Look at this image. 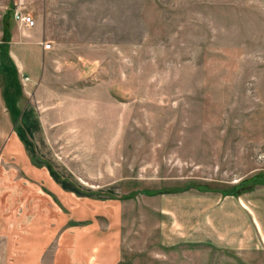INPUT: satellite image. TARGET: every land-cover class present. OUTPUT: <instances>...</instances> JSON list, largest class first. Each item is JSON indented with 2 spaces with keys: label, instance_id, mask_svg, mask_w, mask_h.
<instances>
[{
  "label": "rangeland",
  "instance_id": "374dc122",
  "mask_svg": "<svg viewBox=\"0 0 264 264\" xmlns=\"http://www.w3.org/2000/svg\"><path fill=\"white\" fill-rule=\"evenodd\" d=\"M18 1L32 24L14 20ZM11 2L0 0V41L8 14L17 68L6 83L19 87L14 102L0 97L6 213L64 212L84 252L104 245L103 264L112 246L118 264H191L196 254L202 264H264V246L243 255L187 243L205 231L215 191L143 192L264 175V0ZM44 163L74 192L54 194Z\"/></svg>",
  "mask_w": 264,
  "mask_h": 264
},
{
  "label": "crops",
  "instance_id": "0c3cea01",
  "mask_svg": "<svg viewBox=\"0 0 264 264\" xmlns=\"http://www.w3.org/2000/svg\"><path fill=\"white\" fill-rule=\"evenodd\" d=\"M10 36L9 32V39ZM9 39L6 55L16 71L17 68L12 59L14 50L9 44L12 43ZM15 57L18 58L17 55ZM13 76L16 77L15 72ZM6 81L5 75L0 71V97L3 99L4 105L6 104L1 90ZM41 165L45 167V172L49 177L47 183L52 187L50 189L54 194L56 191H73V188L65 183L66 181L57 179L53 167H49L45 163ZM34 170L42 171V169ZM261 172L257 173L256 177L250 181H246L247 178L244 177L226 188L210 187L206 190L215 191L217 200L222 199L220 203L212 207L214 211L208 213L207 221L202 225L205 231L191 234L190 238L187 237V241H189L187 243L195 246L193 248L203 246L235 254L260 253L264 246V175ZM60 212L64 216L63 220L61 214H57L55 218L33 213L37 218L34 217V221H26L21 215L15 216L14 209L10 212L11 214H7L6 205L1 202L0 196V264H72V261L75 260H78L77 264H103L104 254L99 252L104 250V245L101 250L84 252L81 245L83 238L80 234L82 228L76 227L79 225L73 224L70 216ZM12 214L13 216H11ZM42 217L44 218L40 221L39 218ZM56 243L58 248L54 247L50 259L47 261L45 253L49 250L50 245L56 246ZM176 246L179 245L176 244ZM109 251L112 252V259H108L109 264H118L120 260L118 248L114 249L112 246ZM159 254L158 257L156 256L160 259L158 261L169 260L165 252H159ZM98 257L100 263L96 262ZM184 261L186 263L190 261L191 264H202L198 259V254L195 258L194 255L193 258L188 256Z\"/></svg>",
  "mask_w": 264,
  "mask_h": 264
},
{
  "label": "trees",
  "instance_id": "16d2710c",
  "mask_svg": "<svg viewBox=\"0 0 264 264\" xmlns=\"http://www.w3.org/2000/svg\"><path fill=\"white\" fill-rule=\"evenodd\" d=\"M8 12H10V14H11V10L10 9H9ZM7 15L8 14L5 15L6 24H4V26L2 24V27H1V32H2L1 35H2V37H1V41H0V46L3 47L2 51H1L2 52L1 55H3V57L0 56V65H1V68L3 69L2 72H3L4 75H5V72H6V75H7V70L8 69H10L11 72H13V70L15 72V69H14V67L12 65V62L10 61V59L6 55L7 54V41L9 39V20H8V18H6ZM2 23H3V21H2ZM3 58L6 59V62H4ZM13 75H14V73L10 74L9 78L14 77ZM6 80H7V77H6ZM8 83H9V81H8ZM8 83H4L3 84L2 96L4 97L5 101L10 99L12 102H14V99L11 97V95L14 97V95L19 93V87L16 85L15 81L13 83L15 85L14 87L10 86ZM8 88H9V90H8ZM9 93H10V95H9ZM192 185L194 187L199 188V189H205V190L209 189V186L205 185V184L199 185V184H196V183H187V184H185L183 186H179L180 188H177V187H159V188H156L154 190H151L152 188L151 189H146L143 192H145L146 194H153V193H160V192H174V191H179V190L186 189V188H188L189 186H192ZM73 191H74V189H73ZM133 194L134 193L132 191H129L128 193L114 195L113 197L124 198V197H130Z\"/></svg>",
  "mask_w": 264,
  "mask_h": 264
},
{
  "label": "built area",
  "instance_id": "2783aa9c",
  "mask_svg": "<svg viewBox=\"0 0 264 264\" xmlns=\"http://www.w3.org/2000/svg\"><path fill=\"white\" fill-rule=\"evenodd\" d=\"M19 3V1H18ZM21 5L19 3V5L17 7H15L12 11V16L14 18V20L21 25H30L33 22L32 16L30 15L29 12L24 11L23 8H21ZM21 8V9H20ZM48 46V44H47Z\"/></svg>",
  "mask_w": 264,
  "mask_h": 264
}]
</instances>
